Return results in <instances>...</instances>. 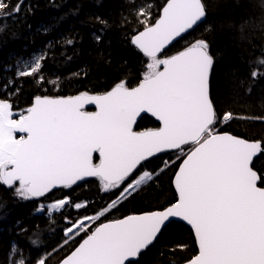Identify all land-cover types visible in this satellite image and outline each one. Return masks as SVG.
I'll return each instance as SVG.
<instances>
[{"label": "snow or ice", "instance_id": "snow-or-ice-1", "mask_svg": "<svg viewBox=\"0 0 264 264\" xmlns=\"http://www.w3.org/2000/svg\"><path fill=\"white\" fill-rule=\"evenodd\" d=\"M20 10L21 0L15 6L0 0V19L6 21ZM135 16L143 30L136 31L131 43L148 57L136 87L119 82L99 95L36 96L19 114H14L11 102L0 100V185L23 200L48 199L54 190L71 189L95 177L105 192L117 190L118 199H126L154 180L155 170H146L151 158L173 151L182 161L174 177L176 201L162 210L94 228L115 202L98 215L69 219L62 247L72 248L76 237L82 242L60 264H138L136 258L154 245L173 219L194 230L198 253L186 264H264V175L252 167L253 158L264 154V142L218 131L233 115L219 117L210 99L215 60L208 42L198 40L161 58L173 40L205 19V3L167 0L158 19L151 18L150 5L138 7ZM4 27L6 23L0 31ZM43 59L36 57L18 75L42 82ZM259 63L264 65V59ZM88 104L96 111H85ZM142 113H151L161 126L136 131ZM94 153L99 154V163L93 162ZM73 206L84 207L61 198L47 211L63 212ZM50 255L37 264H50Z\"/></svg>", "mask_w": 264, "mask_h": 264}, {"label": "trees", "instance_id": "trees-1", "mask_svg": "<svg viewBox=\"0 0 264 264\" xmlns=\"http://www.w3.org/2000/svg\"><path fill=\"white\" fill-rule=\"evenodd\" d=\"M167 0H21V10L6 21L0 19V100L8 99L14 110L29 107L36 96H71L79 92L102 94L116 83L126 82L128 87L137 86L146 71L148 58L131 43L136 31L143 26L136 20L138 7L150 5L153 21ZM206 20L178 42L164 51L161 57H170L196 39H205L215 63L210 78V97L217 115L232 113L233 118L219 125V132H230L250 141L264 142V0H203ZM12 6L17 0H10ZM243 26V28H242ZM99 37V39H97ZM72 43H67V41ZM41 51L42 82L33 77H21L15 62ZM257 74L254 76L253 72ZM11 93L13 96L8 97ZM156 124V123H154ZM151 125L148 118L138 126ZM171 154H164L147 163L146 170L154 173ZM181 159L175 158L171 168L155 175L132 193L128 199L119 201L116 207L98 220L97 224L136 213L139 210L159 209L172 203L175 194L172 177ZM253 168L264 175V154L253 162ZM141 174V173H140ZM96 180L69 190L48 195L46 203L63 196L75 202L88 201L87 207L74 212L38 213L37 203L18 202L10 192L0 186V214L15 228L19 243L27 242L35 250L33 263L46 254L50 264H57L81 240L76 237L73 247H62L63 230L68 218L74 214H95L108 206L116 193H101ZM14 201L16 203H14ZM140 211V212H142ZM15 227V226H14ZM8 230L4 232L7 233ZM13 237V233L9 234ZM0 235V242L10 239ZM83 236V233H81ZM179 240L183 249L177 247ZM39 243V244H38ZM38 245V247L36 246ZM156 249L148 252L157 256H144L151 262L179 259L185 252L196 251L191 231L171 224L159 238ZM5 247H9L5 243ZM56 249L59 254L53 252ZM164 253L163 256L158 255ZM24 262L27 257L20 253ZM20 262V261H18Z\"/></svg>", "mask_w": 264, "mask_h": 264}, {"label": "bare ground", "instance_id": "bare-ground-1", "mask_svg": "<svg viewBox=\"0 0 264 264\" xmlns=\"http://www.w3.org/2000/svg\"><path fill=\"white\" fill-rule=\"evenodd\" d=\"M161 12V11H160ZM160 16V15H159ZM159 18V17H158ZM157 18V19H158ZM205 20H206V17H205V19H204V21L202 22V23H200L199 25H201V24H203L204 22H205ZM143 30V29H142ZM191 32V31H190ZM189 32V33H190ZM188 34V33H187ZM186 34V35H187ZM134 36V35H133ZM132 36V37H133ZM185 36V35H184ZM183 36V37H184ZM132 40V39H131ZM180 40V39H179ZM178 40V41H179ZM198 40H202V39H198ZM203 40H205V39H203ZM177 41V42H178ZM206 41V40H205ZM195 42H197V40L195 39L194 41H193V43H195ZM207 42V41H206ZM175 44V43H174ZM173 44V45H174ZM134 46V45H133ZM190 46V45H189ZM171 47V46H170ZM169 47V48H170ZM188 47V46H187ZM186 47V48H187ZM136 48V47H135ZM137 49V48H136ZM168 49V48H167ZM166 49V50H167ZM185 49V48H184ZM183 49V50H184ZM138 51H139V49H137ZM165 50V51H166ZM182 51V50H181ZM181 51H179V52H181ZM140 52V51H139ZM178 52V53H179ZM140 53H142V52H140ZM36 54H43L41 51H37L36 52ZM143 54V53H142ZM177 54V53H176ZM176 54H174V55H176ZM144 55V54H143ZM161 55H162V53H161ZM173 56V55H172ZM146 57V56H145ZM171 57V56H170ZM148 58V57H147ZM161 58H169V57H161ZM147 66V65H146ZM147 70V69H146ZM210 78H211V74H210ZM142 81V80H141ZM140 81V82H141ZM123 82V81H122ZM136 87V86H135ZM209 89H210V79H209ZM4 89H1L0 90V94L1 95H3L4 94ZM82 93H87V92H79V93H76V94H72L71 96H76V95H81ZM87 94H90V93H87ZM103 94V93H102ZM91 95H99V94H91ZM7 96L8 97H10V96H13V94H11V93H8L7 94ZM48 97H53V98H56V97H70V96H48ZM211 98V97H210ZM3 100H6V101H9V102H11L10 100H8V99H3ZM34 102V98L32 99V103ZM12 103V102H11ZM31 103V104H32ZM31 106V105H30ZM28 108V107H27ZM26 108V109H27ZM25 109V110H26ZM13 111L14 112H19V113H21V112H24L23 110H14L13 109ZM85 111H88V112H94V111H96V109L95 108H87V109H85ZM144 118H148V120H150V122H151V125L152 124H154V123H156V124H154V126H146V127H143V128H139V127H137L138 126V124H139V122L142 120V119H144ZM156 118H154V117H149L148 115H145V116H143V117H141V119H140V121L137 123V125H135V130L136 131H147V130H154V129H157V128H159L160 127V124L159 123H157L156 122ZM222 133H226V134H231V135H233L232 133H230V132H227V131H225V132H222ZM234 136V135H233ZM236 137H238V136H236ZM241 138V137H240ZM244 139V138H243ZM248 141H250V140H248ZM260 142V141H259ZM173 151H171V152H167V153H163V154H161V155H164V154H170V153H172ZM177 154V153H176ZM160 154H158V155H156L155 157H153V158H151V160L152 159H154V158H157V157H159V156H161ZM260 155V154H259ZM257 158V157H256ZM255 158V159H256ZM93 162L94 163H98L99 162V157L97 156V155H95L94 157H93ZM182 162V161H181ZM180 162V163H181ZM254 162V161H253ZM179 163V164H180ZM172 167V165L170 164V163H168V162H163V164H162V166L160 167V169L159 170H157L155 173H154V176L155 175H157V174H159V173H161L162 171H164V170H166V169H168V168H171ZM252 167H253V165H252ZM254 169V168H253ZM255 170V169H254ZM178 171V167L175 169V171H174V173H173V177H172V180L174 179V177H175V173ZM256 171V170H255ZM258 173V172H257ZM259 174V173H258ZM96 180L97 181V183H98V185H99V188H100V191L102 192V193H105V194H108V193H116L115 194V196L114 197H112L111 199L112 200H110L109 201V203H112L113 201H115L116 199H118V192H117V190H110L109 192H105L104 190H103V185H102V183L98 180V179H96V178H87V179H85V180H83V181H80V182H78V184L77 185H74L72 188H74V187H77V186H81V185H85L88 181H91V180ZM0 186H2V187H4L6 190H8V191H11L10 192V194H11V197L12 198H14L17 202H18V206L20 205V203L22 204L23 202H28V203H32V204H35V203H37V206H36V210H37V212L38 213H40V211H38V209H40V207L42 206V205H49V204H51V203H54V202H57L59 199H61V198H69V196H63V197H61V198H58V199H56V200H53V201H50V202H46V203H43V202H41L44 198H38V199H34V200H23V199H21V198H19L16 194H15V192H14V190H12V189H10V188H8L7 186H4V185H0ZM172 189H173V191H174V194H175V199H177V193H176V191H175V187H174V185H172ZM60 190H69V189H59V190H54V192H57V191H60ZM99 191V192H100ZM53 192V193H54ZM100 192V194L101 195H103L102 193ZM134 193V192H133ZM51 193H49L48 195H50ZM130 196V195H129ZM129 196L126 198V199H128L129 198ZM126 199H120L119 201H123V200H126ZM118 201V202H119ZM176 200H174L172 203H174ZM118 202H116V204L118 203ZM14 203H16L15 201H14ZM77 203H81V204H83L84 205V207L83 208H85V207H87V205H88V201H86V200H81V201H79V202H77ZM171 204V203H170ZM170 204H167V205H165L164 207H161V208H159V209H153V210H148V211H142V210H139V211H137L136 213H132V214H128V215H139V214H144V213H146V212H149V211H156V210H162V209H164V208H166L167 206H169ZM109 205V204H108ZM69 208H71L72 209V211H74V212H77V211H79V210H81V209H83V208H81V209H76V208H74V206L73 207H69ZM104 208H102V209H100L97 213H95V214H88V215H84V216H78V215H76V214H74L71 218H68L67 219V221H66V224H67V222H68V220L69 219H71V220H76V221H78L79 219H81V218H83V217H85V216H92V215H96V214H98L100 211H102ZM140 211H142V212H140ZM59 212V211H58ZM128 215H125V216H123V217H121V218H118V219H122V218H124V217H126V216H128ZM102 218V217H101ZM114 220H116V219H114ZM114 220H111V221H114ZM97 222L98 221H96V223L95 224H93V228L95 227V226H97L98 224H97ZM105 222H107V221H105ZM102 223H104V222H102ZM171 224H180V225H182V226H184V227H186V228H188L189 229V227H187L186 225H184L183 223H179V222H171V223H169L168 224V226H170ZM15 226V227H14ZM167 226V227H168ZM19 228V223H16V224H14V225H11L10 226V228H9V223L8 222H6L5 220H4V218H2V215L0 214V235H3V237L4 238H6L10 233H13V237L12 236H10V239H4L3 241H1L0 242V264H20V262H18V261H21V259H20V254H19V252L20 253H23L24 255H26V257H27V259H26V261L24 262V264H37V261L39 260H37V261H35L34 263H33V261H32V258H33V256L35 255V250H32V249H30L29 248V246L27 245V242L25 243V241H23L21 244L19 243V241L21 240V239H19V236H17V233H18V231L15 229V228ZM65 229V228H64ZM6 230H8L7 231V233L6 234H4V232L6 231ZM190 230V229H189ZM191 231V230H190ZM63 232H64V230H63ZM191 233H192V231H191ZM193 235V234H192ZM160 238V237H159ZM159 238H158V240L154 243V245H152V246H150L149 247V249H151V248H153V249H156L158 246H157V244H158V241H159ZM193 239H194V237H193ZM82 240H80L79 242H81ZM8 243V245H9V247L7 248V247H5V243ZM176 242L178 243V244H180L181 245V243L179 242V240L177 239L176 240ZM39 244V243H38ZM79 244V243H78ZM78 244L75 246V247H77L78 246ZM37 247H38V245H36ZM194 247H195V249L197 250V244H196V241H195V239H194ZM149 249H146V250H144V252L142 253V255L140 256V257H138L137 258V260H138V264H158V262H156V263H154V262H151V261H148V258L146 259V260H143V258H144V256L146 255V256H149V254L150 253H152V252H148V250ZM72 250H74V248L72 249ZM70 253V252H69ZM68 253V254H69ZM67 254V255H68ZM44 257V256H43ZM63 259V258H62ZM61 259V260H62ZM60 260V261H61ZM60 261L57 263V264H59L60 263ZM164 261H168V260H164ZM170 264H182V263H180V262H178L176 259L175 260H170Z\"/></svg>", "mask_w": 264, "mask_h": 264}, {"label": "water", "instance_id": "water-1", "mask_svg": "<svg viewBox=\"0 0 264 264\" xmlns=\"http://www.w3.org/2000/svg\"><path fill=\"white\" fill-rule=\"evenodd\" d=\"M167 3V2H166ZM166 5V4H165ZM164 5V6H165ZM163 6V7H164ZM163 9V8H162ZM162 9H161V12H160V15L162 14ZM204 21V20H203ZM202 21V22H203ZM202 22H200V23H202ZM200 23H198V25H196V26H194L192 29H189L187 32H185V33H183L181 36H179V37H177L175 40H173L172 41V43L171 44H169L164 50H163V52L167 49V48H169L170 46H172L174 43H176L179 39H181L184 35H186L187 33H189L190 31H192V30H194L196 27H198L199 26V24ZM142 31V30H141ZM133 38V37H132ZM198 41V40H197ZM194 43H192L190 46H192ZM190 46H188V47H190ZM135 47V46H134ZM187 47V48H188ZM187 48H185L184 50H186ZM183 51V50H182ZM162 52V53H163ZM178 54V53H177ZM211 74V73H210ZM209 79H210V76H209ZM82 94H85V93H82ZM80 95V94H79ZM209 96H210V89H209ZM66 98V97H65ZM211 99V98H210ZM87 108H95V105H92V104H88V105H85V109H87ZM84 109V110H85ZM96 109V108H95ZM145 115H148L149 117H154V116H152L151 115V113H142L138 118H137V121H136V124L135 125H137V123L140 121V119H141V117H143V116H145ZM155 118V117H154ZM156 122L157 123H159L160 124V122L158 121V120H156ZM135 125H134V127H135ZM161 126V125H160ZM147 131H149V130H147ZM238 138H240V137H238ZM254 142H259V141H254ZM167 152H171V151H165V152H161V153H158V154H163V153H167ZM157 154V155H158ZM95 155H97L98 157H99V154L98 153H94L93 154V157L95 156ZM259 156V154L256 156V157H258ZM256 157H254L253 158V161L255 160V158ZM99 163V162H98ZM252 165H253V163H252ZM258 174V173H257ZM259 175V174H258ZM88 178H95V177H88ZM87 179V178H86ZM172 185H174V179L172 180ZM175 187V186H174ZM129 216V215H128ZM127 217V216H126ZM125 218V217H124ZM123 219V218H122ZM108 222H112V221H107V222H104V223H108ZM171 222H179V223H183L184 225H186L187 227H189V229L192 231V234H193V237H194V239H195V235H194V230H192L191 229V227L189 226V225H187V223L186 222H183V221H179V220H177V219H173ZM170 222V223H171ZM196 241V240H195ZM82 242V241H81ZM197 244V243H196ZM79 245V244H78ZM78 247V246H77ZM197 251H198V245H197ZM137 259V258H136ZM60 264V263H59ZM184 264H186V263H184Z\"/></svg>", "mask_w": 264, "mask_h": 264}, {"label": "rangeland", "instance_id": "rangeland-1", "mask_svg": "<svg viewBox=\"0 0 264 264\" xmlns=\"http://www.w3.org/2000/svg\"><path fill=\"white\" fill-rule=\"evenodd\" d=\"M39 56H41V54H32V55H30L28 58H24V59H19L17 62H15V67H17L18 69V72L19 71H21V70H23L24 68H25V66L26 65H31L33 62H34V60H35V58L36 57H39ZM14 112V111H13ZM14 114H19V112H14ZM14 118H16V116H14ZM20 134L18 133L17 134V136H19ZM171 154V157L173 158L172 160H169V159H167V160H165V162H168V163H171V162H174V160H175V158H177V154L175 153V152H172V153H170ZM142 174V173H141ZM120 199H116L115 201H113V202H118ZM112 202V203H113ZM111 204V203H110ZM50 205L51 204H49V205H42L40 208H46V209H48V208H50ZM75 208V207H74ZM103 210H105V209H103ZM102 210V211H103ZM48 212V211H47ZM58 211H54V212H49V213H57ZM99 214V213H98ZM98 214H96V215H98Z\"/></svg>", "mask_w": 264, "mask_h": 264}, {"label": "flooded vegetation", "instance_id": "flooded-vegetation-1", "mask_svg": "<svg viewBox=\"0 0 264 264\" xmlns=\"http://www.w3.org/2000/svg\"><path fill=\"white\" fill-rule=\"evenodd\" d=\"M197 253H198L197 250H196V251H191V252H185V253L183 254V256H181L179 259H176V260H177L178 262L184 264V263H186V260L192 258V257H193L194 255H196ZM158 255L163 256L164 253H159ZM149 256H151L150 258H153V257L157 256V254H156V253H150ZM138 263H139V262H138ZM158 264H170V260H168V261H160V262H158Z\"/></svg>", "mask_w": 264, "mask_h": 264}]
</instances>
